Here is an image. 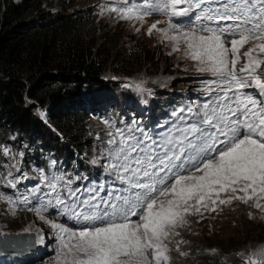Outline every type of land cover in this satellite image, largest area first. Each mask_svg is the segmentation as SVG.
<instances>
[{
	"label": "snow or ice",
	"instance_id": "6c2138e0",
	"mask_svg": "<svg viewBox=\"0 0 264 264\" xmlns=\"http://www.w3.org/2000/svg\"><path fill=\"white\" fill-rule=\"evenodd\" d=\"M98 8L133 24L164 17L147 34L155 30L169 55L180 53L210 77L200 81L205 99L163 123L103 119L91 178L68 174L52 158L29 188L24 182L35 177L24 170L25 152L0 144L8 169L0 187L15 191H0L7 212L26 209L50 225L55 264H172L173 243L188 255L177 238L189 217L214 219L240 203L264 219V0H109ZM135 89L151 94L143 81ZM50 210L76 227L48 220ZM234 255L239 264H264V245Z\"/></svg>",
	"mask_w": 264,
	"mask_h": 264
},
{
	"label": "trees",
	"instance_id": "16d2710c",
	"mask_svg": "<svg viewBox=\"0 0 264 264\" xmlns=\"http://www.w3.org/2000/svg\"><path fill=\"white\" fill-rule=\"evenodd\" d=\"M165 61L155 46L138 37L100 31L87 9H73L70 2L0 0V144L14 138L24 161L34 167L46 164L51 145L61 170L96 176L83 152L97 144L100 128L93 120L154 124L165 118L166 107L175 101L163 96L143 119L120 80L139 68L156 72ZM119 100L126 114L117 108ZM134 110L141 115L134 116ZM70 225L76 227L73 221ZM263 233L260 228L248 231L245 241L261 239ZM211 245L222 254L206 255L198 264H228L221 259L231 254L230 245ZM34 250L27 256H1L0 264H41L49 253L44 249L37 257Z\"/></svg>",
	"mask_w": 264,
	"mask_h": 264
},
{
	"label": "rangeland",
	"instance_id": "374dc122",
	"mask_svg": "<svg viewBox=\"0 0 264 264\" xmlns=\"http://www.w3.org/2000/svg\"><path fill=\"white\" fill-rule=\"evenodd\" d=\"M53 1L55 2L58 0ZM64 1L70 2L73 9H87V12L89 11L90 14L94 16L100 31L108 30L110 33L113 32L118 34L119 37H126L128 35L138 37L140 42L149 46H155L158 51L165 56L166 61L158 64L156 72L139 68L126 77L120 78V80L124 82L122 86L123 91H125L129 100L136 102L135 104L139 108L140 112L144 114L143 119H146V113L149 108L153 104L157 105L160 98L166 95L172 103L173 101L176 103L166 107L167 111L165 119H163V116L159 117V123H163L168 120L174 109L182 106H188L190 104H196L205 99L203 92L200 91V81L210 77H208L207 74H198L194 70L192 63L183 59L180 53H173L169 55L168 53L171 51L170 46L166 43L160 42V37L155 30L151 35L147 34L148 27L156 20L165 19L164 17L152 15L145 18L143 25L139 22L133 24L131 21H120L115 19V14H106L103 16L98 15V5L102 2L107 3L109 0ZM164 26V24L158 25V27ZM137 28H139V31L136 30ZM141 81L144 82V88L150 90L151 94H149L148 91L140 92L135 89V84ZM126 84H129L128 87H125ZM123 102L124 101L119 100L116 104L120 112L126 114V107ZM141 113L134 110V116L141 115ZM102 120L103 119L93 120V122L100 128V132L104 127L101 123ZM18 143V141H14L12 138H9L6 145L12 147L13 151H20L17 146ZM50 146L48 151L49 153L51 152V154L44 156L46 163L44 166H42V164L40 167H34L29 162L24 161V170L27 171L30 176L35 177L31 181L24 182V184L29 188L39 183L36 170L40 168L48 170L49 160L52 158L56 159L55 151H53ZM83 152L84 154L86 153L83 155L86 158L87 165L93 171H97V169L89 162L95 154V149H89L87 152L83 149ZM5 160H7V158L0 157V175H7L8 169L3 166ZM0 191H6L8 194H15L14 190L3 189L2 187H0ZM20 192L26 194V188L24 186H20ZM250 211L254 213L255 218L249 219L248 213ZM45 215L48 220L63 223L68 227H72L70 225L71 221H68L64 217L57 218L56 213L53 210H50L49 213H46ZM213 215H215L214 219L211 215H209L203 220H199L198 217H189V226L182 229L181 237L177 238L187 241L186 244L181 245V249L188 252V255L180 256L175 251V243H173V250L171 253L172 264H198L201 258L206 255L215 256L217 252L222 254L218 250L219 248L216 249V253L213 254L211 250L215 248H213L211 243H223V241L230 245L231 254L222 257L221 261L228 262V264H239L238 259L234 255L236 252L252 249L258 245H264V233L262 234L261 239H251L245 241L248 231L260 228V230L264 232V219L261 218L259 211L244 204L234 203L231 207H224L223 211L218 215ZM198 220L199 222H197ZM26 228L30 229V231L25 232L24 230ZM0 232L5 233L6 235L20 233L33 234L35 243L34 251H39L36 256L40 257V253H42L41 250L44 249L49 253L46 254L47 257L44 258L41 264H55L57 249L56 236L50 225L38 219L34 213L29 212L26 209H20L17 211L16 215H11L7 212V205L0 202ZM222 235L225 236V240L220 241V237ZM38 236L43 237L42 244L36 243ZM227 251L228 250H226V252ZM29 253L30 252H28L25 256ZM232 258L235 260L233 261ZM229 260H232V263Z\"/></svg>",
	"mask_w": 264,
	"mask_h": 264
},
{
	"label": "water",
	"instance_id": "95a60500",
	"mask_svg": "<svg viewBox=\"0 0 264 264\" xmlns=\"http://www.w3.org/2000/svg\"><path fill=\"white\" fill-rule=\"evenodd\" d=\"M12 245H15L13 247ZM33 234H11L0 236V256L20 255L25 256L28 252L34 250Z\"/></svg>",
	"mask_w": 264,
	"mask_h": 264
},
{
	"label": "clouds",
	"instance_id": "9594fccd",
	"mask_svg": "<svg viewBox=\"0 0 264 264\" xmlns=\"http://www.w3.org/2000/svg\"><path fill=\"white\" fill-rule=\"evenodd\" d=\"M6 256V255H5ZM1 257V256H0Z\"/></svg>",
	"mask_w": 264,
	"mask_h": 264
},
{
	"label": "bare ground",
	"instance_id": "6f19581e",
	"mask_svg": "<svg viewBox=\"0 0 264 264\" xmlns=\"http://www.w3.org/2000/svg\"><path fill=\"white\" fill-rule=\"evenodd\" d=\"M128 110V109H127Z\"/></svg>",
	"mask_w": 264,
	"mask_h": 264
}]
</instances>
